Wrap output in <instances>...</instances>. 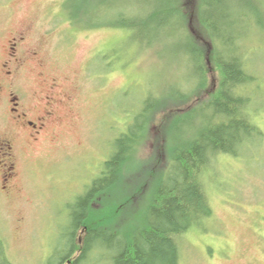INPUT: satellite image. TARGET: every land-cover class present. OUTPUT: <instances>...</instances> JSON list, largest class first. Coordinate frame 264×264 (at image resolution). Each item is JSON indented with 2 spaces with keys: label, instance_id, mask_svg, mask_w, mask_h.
Wrapping results in <instances>:
<instances>
[{
  "label": "rangeland",
  "instance_id": "1",
  "mask_svg": "<svg viewBox=\"0 0 264 264\" xmlns=\"http://www.w3.org/2000/svg\"><path fill=\"white\" fill-rule=\"evenodd\" d=\"M64 1L0 0L2 37L11 31L30 29L39 48L38 56L31 59L20 78L29 96L39 101L56 81L58 96L68 98L58 106L52 132L41 144L26 145L19 154L18 179L11 193L3 190L0 177V239L5 256L13 264H48L66 243L63 237L69 233L71 204L102 173L116 138L134 123L144 99L171 95V87L185 86L191 72L181 51L185 42L174 27H170L172 32L163 31L168 35L165 39L145 45L124 28L73 24L64 16ZM141 2L106 0V21L112 11L124 13L127 5ZM258 3L264 10V0ZM245 51L253 73L261 79L259 88L249 91L254 109L251 119L261 133L238 147L236 154L223 153L214 158L204 176L213 213L186 234L178 235L180 264H264V31L246 39ZM214 75L216 85L218 77ZM166 111L158 108L153 112L148 137L134 156L135 167L122 179L126 184L118 191L119 196L135 189L138 176L133 174L143 173L140 178L146 181V170L137 166L139 161L144 165L155 155L166 154L168 129L160 128ZM202 112L204 118L212 114L208 107ZM200 123L196 122L197 127ZM182 129L191 132L186 125ZM160 161L163 164L165 156ZM144 196L138 194L132 207L139 206L141 214L125 210V222L145 219L148 203ZM94 203L96 211L100 207L105 210L104 219L106 196ZM84 232L81 227L78 245H83ZM78 254L79 250L71 260ZM89 257L86 264H112L104 248L93 250ZM62 264L69 262L65 259Z\"/></svg>",
  "mask_w": 264,
  "mask_h": 264
},
{
  "label": "trees",
  "instance_id": "2",
  "mask_svg": "<svg viewBox=\"0 0 264 264\" xmlns=\"http://www.w3.org/2000/svg\"><path fill=\"white\" fill-rule=\"evenodd\" d=\"M258 2L142 0L136 6L127 5L124 13L116 14L111 6V18L106 21V0L64 1V16L73 24L89 22L90 28H124L145 45L165 39L168 35L163 31L172 32L170 27H174L185 42L181 51L187 56L191 72L184 80L185 86L171 87V95L144 99L134 123L116 138L102 173L71 204L69 233L63 237L66 243L60 245L48 264H62L65 259L69 264H86L91 252L100 248L106 249L112 264H180L178 235L186 234L213 213L204 176L214 158L223 153L236 154L238 147L261 133L251 119L254 109L249 94L251 89L259 88L261 79L253 73L245 51L246 39L264 31V10ZM214 74L218 77L216 85ZM204 107L209 108L211 116H202ZM158 108L167 110L160 122V128L168 129L166 154L158 158L155 155L144 165L139 161L137 166L146 170V181L140 178L143 173L133 174L138 176L135 189L119 196L118 191L125 189L126 184H122V179L135 167L134 156L148 137L152 114ZM196 122H201L200 126ZM182 125L191 132L187 134ZM127 183L130 185L131 180ZM147 187L150 188L146 193ZM140 193L142 197L146 193L148 203L145 219L125 222L122 216L126 211L141 214L139 206L132 208ZM104 196L103 219L105 210L100 207L96 211L94 201ZM118 198L122 199L117 202ZM81 227L85 230L82 246L77 244ZM4 248L1 238L0 264H13ZM78 250L77 257L71 260Z\"/></svg>",
  "mask_w": 264,
  "mask_h": 264
},
{
  "label": "flooded vegetation",
  "instance_id": "3",
  "mask_svg": "<svg viewBox=\"0 0 264 264\" xmlns=\"http://www.w3.org/2000/svg\"><path fill=\"white\" fill-rule=\"evenodd\" d=\"M3 33L0 30V177L9 194L16 187L19 154L52 132L58 106L68 98L58 96V82L53 81L39 101L32 99L20 78L39 48L30 29Z\"/></svg>",
  "mask_w": 264,
  "mask_h": 264
}]
</instances>
